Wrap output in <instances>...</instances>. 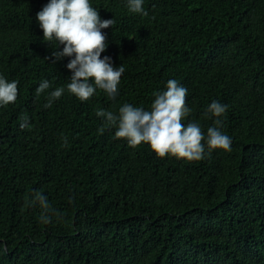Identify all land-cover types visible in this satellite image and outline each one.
Wrapping results in <instances>:
<instances>
[{"label":"trees","instance_id":"obj_1","mask_svg":"<svg viewBox=\"0 0 264 264\" xmlns=\"http://www.w3.org/2000/svg\"><path fill=\"white\" fill-rule=\"evenodd\" d=\"M48 2L0 0V76L18 81L15 103L0 106V264H264V0H144L147 16L89 0L114 21L101 58L125 71L114 99L97 89L84 102L66 88L70 58L52 63L63 45L43 41ZM171 79L187 89L185 125L206 134L208 106H228L231 151L159 158L96 115L150 110ZM37 192L56 213L47 224L28 204Z\"/></svg>","mask_w":264,"mask_h":264},{"label":"clouds","instance_id":"obj_2","mask_svg":"<svg viewBox=\"0 0 264 264\" xmlns=\"http://www.w3.org/2000/svg\"><path fill=\"white\" fill-rule=\"evenodd\" d=\"M143 4L144 0H127L126 6L131 13L147 16ZM36 19L43 32V41L54 40L57 46L63 45L62 50L52 52V63L70 58L66 65L71 72L67 91L81 102L90 99L97 89L114 99L125 68L123 65L114 67L108 56L101 58L107 47L106 35L101 30L111 27L113 19L102 20L89 0H49L36 14ZM49 87L50 82L43 80L35 90L36 95ZM165 88L153 93L155 99L150 110L124 104L118 113L100 109L96 115L105 118L106 126L116 129L114 139H124L132 148L147 144L159 158L170 156L192 162L204 159L213 150L231 151V139L221 131V117L226 113L227 105L213 100L208 106L204 116L215 119L214 126L205 134L198 123L185 125L182 122L191 112L186 106L187 89L174 79L168 80ZM64 91V87L51 91L44 107L50 108ZM17 95L18 81L9 82L0 76V106L15 103ZM20 119L22 130L30 126L27 116ZM104 130V127L99 129L101 133ZM37 203L41 209V222L49 223L48 213L56 214L55 211L47 198L38 192L28 201L29 206Z\"/></svg>","mask_w":264,"mask_h":264}]
</instances>
